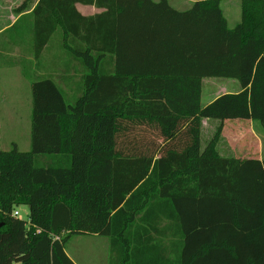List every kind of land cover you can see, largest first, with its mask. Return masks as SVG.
I'll list each match as a JSON object with an SVG mask.
<instances>
[{"label": "trees", "instance_id": "trees-1", "mask_svg": "<svg viewBox=\"0 0 264 264\" xmlns=\"http://www.w3.org/2000/svg\"><path fill=\"white\" fill-rule=\"evenodd\" d=\"M2 61L32 113L31 149H0V264H76L72 235L107 236L109 264H264V158L216 149L227 120L264 130V0L234 26L221 0H39ZM206 77L240 91L202 106ZM202 119L220 120L204 149Z\"/></svg>", "mask_w": 264, "mask_h": 264}, {"label": "rangeland", "instance_id": "rangeland-1", "mask_svg": "<svg viewBox=\"0 0 264 264\" xmlns=\"http://www.w3.org/2000/svg\"><path fill=\"white\" fill-rule=\"evenodd\" d=\"M170 1L179 10L187 9L193 3V0ZM221 4L230 26L241 20L240 0H221ZM85 10L97 11L94 8ZM12 56H16L17 64L21 65L19 53H13ZM51 56L52 53L46 54V60H50ZM7 58L4 56V60ZM12 66H5L3 61L0 63V149L10 150L15 144L19 150L29 151L31 149L32 81L25 76L23 70ZM42 67H44L43 63ZM28 69L30 70L29 66L26 67V70ZM43 71L44 69H39L38 75H41ZM240 88L241 84L237 79L206 77L202 81V105L206 106L215 96L239 92ZM74 89V86L71 87L67 91L68 95H73ZM219 125L220 120H202V149L212 139ZM258 126L261 127L260 124L250 120L225 121L223 132L216 145L218 153L225 157L264 158V130ZM20 210L22 217H27L28 207L22 206ZM65 248L79 264H109L111 245L107 236L72 235L66 242Z\"/></svg>", "mask_w": 264, "mask_h": 264}, {"label": "crops", "instance_id": "crops-1", "mask_svg": "<svg viewBox=\"0 0 264 264\" xmlns=\"http://www.w3.org/2000/svg\"><path fill=\"white\" fill-rule=\"evenodd\" d=\"M24 1L25 0H0V34L5 32L6 30L10 29L22 15L30 13L39 0H29L27 8L23 12H17L16 9L18 7H20ZM222 1H228V0H222ZM77 8L83 15H93V14L101 11L100 9H98L96 7L85 6V5H80V4L77 5ZM87 8H94V10H97V11L96 12H91V11L87 12V10H85ZM237 23L238 22H235V24H237ZM234 25H232V26H234ZM15 50L18 51V48H16ZM14 68H18L19 70H21L19 67H14ZM216 97H218V96L211 98V100L208 103L213 101ZM201 105H202V98H201ZM210 120H217V119H210ZM94 236H97V235H94ZM71 259L76 264H79L74 258L71 257Z\"/></svg>", "mask_w": 264, "mask_h": 264}, {"label": "built area", "instance_id": "built-area-1", "mask_svg": "<svg viewBox=\"0 0 264 264\" xmlns=\"http://www.w3.org/2000/svg\"><path fill=\"white\" fill-rule=\"evenodd\" d=\"M14 215L17 216V217H20V218L22 217L21 212L18 211V210L14 212Z\"/></svg>", "mask_w": 264, "mask_h": 264}]
</instances>
